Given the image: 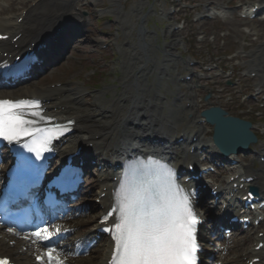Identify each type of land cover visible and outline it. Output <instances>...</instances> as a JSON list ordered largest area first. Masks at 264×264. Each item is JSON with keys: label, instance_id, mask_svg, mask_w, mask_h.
<instances>
[{"label": "bare ground", "instance_id": "1", "mask_svg": "<svg viewBox=\"0 0 264 264\" xmlns=\"http://www.w3.org/2000/svg\"><path fill=\"white\" fill-rule=\"evenodd\" d=\"M18 1L22 5L18 13L19 17L23 16L21 22H18V19L15 20L12 16H0V27L4 31L22 34L21 39L17 42V47L13 46L12 43L10 44V41L0 44V47L10 53L22 49V46L28 42L34 40L40 42L49 29L54 27L53 23L55 21L71 19L76 22L82 20L81 13L74 12V4L78 0H0V14L10 9V7H15ZM5 4L10 5L9 8ZM258 4L260 8H264V0H259ZM253 6L251 4L247 18L230 20L228 26L240 35L244 31L241 26L245 25L250 32H253L252 35H257L259 38L256 50L249 54L252 61L249 65L251 68L249 71H258L260 84H262L264 82V16L257 19L249 17ZM116 11L119 14L120 10ZM50 18H52L51 23L49 22ZM43 19L45 22L42 23ZM175 35L176 31L173 33L174 37ZM148 37V35H142L139 43L136 45L133 43L127 49L122 50L125 58L122 60L120 74L114 80L115 83L106 87L107 91L99 92L95 97V101L90 103L82 99L84 90L80 86L74 88L65 85L57 86V88H45L33 81L10 92L15 93L17 96H38L46 102L45 107L53 116L73 119L75 122V136L66 141L63 146H60L58 149L60 152L71 149L79 143L91 142L92 140L96 142L94 154L105 165L104 170L98 174L100 193L103 192L105 187H108L109 191V188L113 185V179L111 178L117 175V172H113V168L132 153L147 154L150 151L158 154L163 151L168 157L172 155L171 158L178 165L189 162L191 159L198 161L196 153L192 154L189 150H181L170 145L164 146L159 142L162 141V136L174 137L171 136L172 130L163 124L167 118L163 115V105L166 103L161 97V91L166 89L172 91L165 71L169 70L170 72L174 68L171 65H175L181 57L179 55L181 54L179 51L181 43H166L163 46H156L153 43L146 42ZM69 38L73 39L72 37ZM69 38L63 39L64 45L69 41ZM154 48L160 49L162 61H159L160 56ZM181 61L184 62L183 59ZM163 67L166 68L160 74L163 77V81L160 83L155 75H159L157 70ZM258 68H261V70H258ZM150 78H153L154 81L150 82ZM197 119L200 118H194V120ZM201 125L195 124L193 127L196 134H198V141L195 143L197 150L203 144L201 134L204 131ZM227 129L229 128L227 127ZM173 133V135H176L175 130ZM251 171L249 165L244 166L241 164V167L233 176L238 173L241 176L247 173L254 174L249 173ZM258 175H261V173ZM255 182L260 184L261 194L264 197V179L259 176L258 181ZM107 199L108 197L104 201L106 202ZM95 216L96 213L93 210L87 211L80 218L70 217L67 223L80 222L85 224L95 222ZM0 248L7 249L4 245ZM109 248V242L107 243L104 240L96 250L90 252L84 262L79 261L81 259L79 258V260H76V264H104V260L109 255ZM62 254L69 255L68 247L63 249ZM67 259L71 258L68 257Z\"/></svg>", "mask_w": 264, "mask_h": 264}, {"label": "rangeland", "instance_id": "2", "mask_svg": "<svg viewBox=\"0 0 264 264\" xmlns=\"http://www.w3.org/2000/svg\"><path fill=\"white\" fill-rule=\"evenodd\" d=\"M94 1V2H92ZM123 1V2H122ZM257 0H222L223 5H234L240 7L244 3H252ZM124 3L123 8L127 11L124 17L115 14L113 10H117L118 4ZM119 3L112 0H83L81 4H86L85 10L91 13V29L92 31L89 36L94 38H103L109 44L106 49H101V46L93 42L82 43L81 47H77L72 53L69 59L61 66L57 67L55 71L46 75V77L40 79V83L44 86L49 85L54 82L62 81L63 84H71L72 86H77L80 81L83 80L82 84L85 89H87V94L85 98H92L96 91H101V89H106L105 87L111 86L115 83L117 78V73H120V68L123 60L125 58L121 56V48L124 46L123 43L130 41L131 44L136 45L140 41L141 34L138 32V26L140 25L139 15L145 14L147 12V6H152L151 13L148 14L147 22L144 24L149 28V30L154 31L153 34H148L146 39L147 43L150 41L155 43L172 41L174 38L169 36L171 26L175 23H182L181 18L188 16L190 19H194L196 13H203L206 9V4L218 5V0H120ZM78 5V6H81ZM77 6V7H78ZM20 7V6H19ZM174 7L176 9L173 16H167V12ZM133 8L143 11L141 14H136L132 11ZM109 12H105L107 10ZM19 9L15 7L14 10L10 12H17ZM103 10V11H102ZM105 10V11H104ZM9 12V13H10ZM238 20L243 19V17L235 14ZM13 16V14H11ZM232 14H230L231 17ZM124 23L128 24V30H120V18ZM109 24L103 23L106 19L107 21H112ZM170 18V19H169ZM232 18V17H231ZM232 20V19H231ZM228 20L225 18H218L214 20L207 21H188L185 24V28L176 33L177 40H180V49L182 58H184V63L179 58L177 63L174 65L170 74L174 77L177 72L181 74L187 73L192 66L188 65V60H201L204 64H209L214 62L215 64L224 67V70L235 71L234 76L236 80L241 82L239 85L227 88L223 77L220 79H211L207 81L205 86L196 91L197 98H201L206 93L212 92L213 104L224 105L229 108L230 111L240 113L243 115L244 111L247 115L251 116V111L254 105H260L259 102H246L244 99L246 94L254 93V85L258 82L256 79H249L243 76L244 68L247 65L248 58L246 56H241L244 50L249 51L254 46L252 45V38L248 37V33L245 35H237L231 33L230 28L227 27ZM100 26V27H99ZM105 28V29H103ZM119 30V31H118ZM106 31L105 33H103ZM246 31V29H245ZM165 32H167L165 34ZM200 36L204 37L203 40H199ZM153 42V43H154ZM179 43V42H178ZM127 48V47H123ZM159 51V50H158ZM159 55L162 53L156 52ZM230 54V55H227ZM219 55H222L219 57ZM235 55H239L235 57ZM109 60L107 67H103L101 64L104 62L102 58ZM215 57H219L218 59ZM155 74V73H154ZM156 77V75H155ZM216 81V83L214 82ZM153 82V79H150ZM224 92H220L221 88H225ZM184 89V86H182ZM195 95V94H194ZM244 95V96H243ZM246 98V97H245ZM87 100V99H86ZM186 100V99H185ZM199 101V103H200ZM185 102V101H184ZM202 105L205 106L204 103ZM201 109V108H200ZM179 115V114H178ZM187 112L182 115L184 120L187 117ZM171 118L178 120L176 114H172ZM174 120L166 123L167 125H173ZM185 121V120H184ZM170 122L172 124H170ZM208 130V127H206ZM256 163V162H255ZM257 164V163H256Z\"/></svg>", "mask_w": 264, "mask_h": 264}, {"label": "snow or ice", "instance_id": "3", "mask_svg": "<svg viewBox=\"0 0 264 264\" xmlns=\"http://www.w3.org/2000/svg\"><path fill=\"white\" fill-rule=\"evenodd\" d=\"M26 108L38 109L39 104L34 101L0 100V138L10 143L18 142L21 137H35L37 132L47 131L30 130L35 122L18 111ZM31 115L40 116L41 113L32 111ZM50 142V136L36 137L32 145L25 147L39 157L42 152L49 150L47 145ZM167 175H157L152 181L126 185L121 189L120 220L113 228L104 229L113 232L116 264H196L197 218L189 197L179 193L165 178ZM35 235L41 237L39 232ZM49 257L55 259L51 256V250ZM0 264H7V261L0 260ZM57 264L62 262L57 261Z\"/></svg>", "mask_w": 264, "mask_h": 264}]
</instances>
